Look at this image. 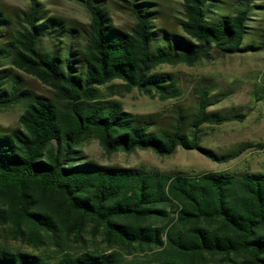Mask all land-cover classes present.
<instances>
[{
    "label": "trees",
    "instance_id": "1",
    "mask_svg": "<svg viewBox=\"0 0 264 264\" xmlns=\"http://www.w3.org/2000/svg\"><path fill=\"white\" fill-rule=\"evenodd\" d=\"M88 13L87 25L64 24L44 15L39 0L10 19L0 11V59L51 88L47 101L21 92L11 80L0 108L23 102L18 127L0 132V227L10 224L16 238L41 244L57 233L79 236L101 230L109 245L160 249L157 264H199L207 257H243L264 264V175H166L158 171L105 168L87 163L80 145L95 138L104 152L150 150L159 157L177 148L203 152L199 128L236 120L207 112L202 88L192 119L179 109L167 129L156 130L152 116L132 115L100 88L120 81L161 101L181 92L174 77L153 72L160 65L193 66L211 53L234 55L264 50L243 47L249 6L233 15L208 17L210 0H181L180 33L155 25L151 0L119 5L134 20L129 32L111 24L104 0H74ZM247 1V0H246ZM236 157L237 155H232ZM224 161L226 158H221ZM174 206L176 226L163 240L158 227ZM0 264H121L115 254L66 256L51 263L40 256L0 251Z\"/></svg>",
    "mask_w": 264,
    "mask_h": 264
},
{
    "label": "rangeland",
    "instance_id": "2",
    "mask_svg": "<svg viewBox=\"0 0 264 264\" xmlns=\"http://www.w3.org/2000/svg\"><path fill=\"white\" fill-rule=\"evenodd\" d=\"M124 0H104L110 7L111 24L115 29L129 32L134 25L133 18L119 5ZM158 12L155 25L180 33L178 21L183 19L181 0H151ZM44 15L64 24L87 25L90 21L86 10L74 0H39ZM249 6L246 26L249 28L243 47H258L264 38V0H210V18L233 15ZM29 8V0H0V11L10 19ZM156 73L171 74L180 89L176 99L161 101L155 96H147L137 90L126 92L120 81H113L100 88L102 97L116 101L124 112L132 115L152 116L154 129H167L179 109L181 114L192 119L197 110L198 94L205 88L209 101H218L207 112L220 115H237L236 120L219 125L204 124L199 128L198 145L210 151L214 158L203 152L177 148L168 157H159L150 150L115 152L107 154L95 138L85 139L80 150L87 163L105 168L137 169L158 171L166 175L196 177L203 174H245L264 175V50H253L234 55L219 56L211 53L193 66L185 64L160 65ZM0 75L4 77L3 89L11 80L18 82L21 92L30 97L47 101L54 99V92L35 77L16 69L10 59H0ZM24 110V103H15L0 108V132H8L18 127V120ZM232 155H237L232 158ZM221 158H226L223 162ZM167 219L158 225L163 229V240L169 229L176 226L177 210L166 208ZM41 244H28L16 238L10 224L0 227V251L24 253L40 256L55 263L69 256L78 258L85 254H115L121 264H157L161 251L168 249H148L138 246L109 245L101 230L86 227L79 236L57 233L54 238L44 236ZM199 264H247L243 257H207Z\"/></svg>",
    "mask_w": 264,
    "mask_h": 264
}]
</instances>
